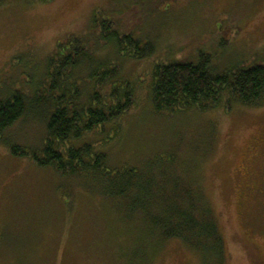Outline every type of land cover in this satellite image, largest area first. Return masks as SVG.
<instances>
[{
    "label": "rangeland",
    "instance_id": "1",
    "mask_svg": "<svg viewBox=\"0 0 264 264\" xmlns=\"http://www.w3.org/2000/svg\"><path fill=\"white\" fill-rule=\"evenodd\" d=\"M125 34L138 46L121 44ZM76 44L84 55L66 86L75 81L81 100L99 77V89L133 91L123 115L86 134L108 155V176L170 164L216 215L221 264H264V104L155 112L150 99L155 63L194 61L199 51L222 71L264 60V0H0V88L35 96L49 60ZM33 107L0 139V264H218L161 238L92 178L10 153L8 142L40 147L45 106Z\"/></svg>",
    "mask_w": 264,
    "mask_h": 264
},
{
    "label": "trees",
    "instance_id": "2",
    "mask_svg": "<svg viewBox=\"0 0 264 264\" xmlns=\"http://www.w3.org/2000/svg\"><path fill=\"white\" fill-rule=\"evenodd\" d=\"M110 24L105 21L103 27L107 30ZM118 41L138 46L128 34ZM144 50L151 53L152 47L146 46ZM82 51L76 44L69 53L51 58L41 82L42 91L33 97L20 89L0 88V139L17 120L30 114L35 103L43 104L45 134L40 147L8 142L10 153L28 156L37 165L53 168L64 176L92 178L101 190L100 195L120 201L125 210H135L161 238L180 239L195 250L216 255L221 264L224 241L217 217L202 195L203 200H198L197 194L176 177L174 167L169 164L159 170L148 165L145 171L121 168L119 172H126L108 176V155L87 142L86 134L123 115L133 104V91L127 86L99 89L107 84V78L99 77L81 100L82 92L75 81L68 87L66 80L72 78V70L84 55ZM150 99L155 112L218 107L227 110L233 104L262 106L264 60L233 64L222 71L209 53L199 51L194 61L155 63ZM167 175L169 183L161 179Z\"/></svg>",
    "mask_w": 264,
    "mask_h": 264
},
{
    "label": "flooded vegetation",
    "instance_id": "3",
    "mask_svg": "<svg viewBox=\"0 0 264 264\" xmlns=\"http://www.w3.org/2000/svg\"><path fill=\"white\" fill-rule=\"evenodd\" d=\"M247 171L246 172H248V169H246Z\"/></svg>",
    "mask_w": 264,
    "mask_h": 264
}]
</instances>
